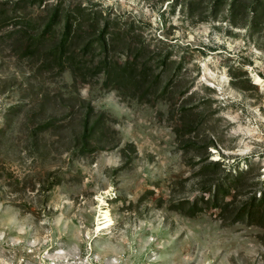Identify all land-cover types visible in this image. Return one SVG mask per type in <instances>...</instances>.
<instances>
[{
    "label": "rangeland",
    "instance_id": "1",
    "mask_svg": "<svg viewBox=\"0 0 264 264\" xmlns=\"http://www.w3.org/2000/svg\"><path fill=\"white\" fill-rule=\"evenodd\" d=\"M4 1L0 264H264V0Z\"/></svg>",
    "mask_w": 264,
    "mask_h": 264
},
{
    "label": "trees",
    "instance_id": "2",
    "mask_svg": "<svg viewBox=\"0 0 264 264\" xmlns=\"http://www.w3.org/2000/svg\"><path fill=\"white\" fill-rule=\"evenodd\" d=\"M21 1H28V0H21ZM7 3V1L1 2V6H0V23L4 22L5 20L10 19V15L6 14V6L5 4ZM80 16V17H79ZM61 9L57 6L50 14V17L48 19V21L45 23L43 30L36 36H33L31 40H29V42H27V44L24 47V50H28L29 52L32 51V45L33 42H31L33 39L34 40H41L42 38H47L48 36H50L52 34L53 28L61 21ZM85 15H84V11L80 12V14L78 15V12H72V11H67L66 15L64 17V24H63V28L60 34V40L58 42V45L54 47L53 52L55 57L58 59V61L60 60V58L62 57V55L65 54V50L67 49L66 46L68 43H70L79 33L80 28L82 27V24L85 22ZM89 27L92 26V32L91 34H94V26L91 24H87ZM105 26V25H104ZM101 33V32H100ZM104 34L105 33H101L100 35H97V39H103L104 38ZM89 36V35H88ZM93 40V39H92ZM90 43H92V41H88L85 44V48L87 49L90 45ZM138 67V63L136 60V57H134L132 60H126L124 67L122 68V70L124 71H128L130 74H133L136 72ZM138 71V70H137ZM260 203L264 202V197L259 200ZM251 206L253 205V203H250ZM245 207H243L244 209ZM251 208V207H250ZM249 217L252 216L253 214V209H249L246 213Z\"/></svg>",
    "mask_w": 264,
    "mask_h": 264
},
{
    "label": "bare ground",
    "instance_id": "3",
    "mask_svg": "<svg viewBox=\"0 0 264 264\" xmlns=\"http://www.w3.org/2000/svg\"><path fill=\"white\" fill-rule=\"evenodd\" d=\"M255 82L262 84V80L261 77L259 75H255L254 76ZM96 227H95V231L99 233L100 230L104 229V228H108L110 225L113 224V220L109 214V209L107 207H104L102 210H100V214L98 215V217H96ZM98 234H95L94 237H97ZM63 251H59V253H62ZM48 253V252H46ZM55 258V257H54ZM49 259H53V258H49ZM60 261V258L58 256H56V259H54L52 264H56V262ZM69 264V262L67 263ZM78 264H82V263H78Z\"/></svg>",
    "mask_w": 264,
    "mask_h": 264
}]
</instances>
